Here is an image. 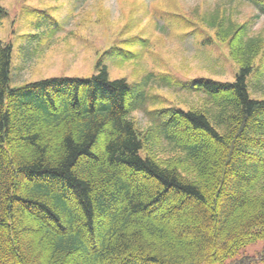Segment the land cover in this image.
Masks as SVG:
<instances>
[{"label":"trees","instance_id":"16d2710c","mask_svg":"<svg viewBox=\"0 0 264 264\" xmlns=\"http://www.w3.org/2000/svg\"><path fill=\"white\" fill-rule=\"evenodd\" d=\"M224 1L264 15V0ZM7 15L0 5V24ZM207 18L199 26L214 39L201 44L226 45L234 82L179 83L155 71L135 87L111 79L105 54L118 67L142 58L133 36L104 53L90 78L12 87L14 48L0 41V264L252 263L236 257L264 240V97L249 83L264 37L228 26L226 15ZM163 87L199 91L204 105L156 106Z\"/></svg>","mask_w":264,"mask_h":264},{"label":"rangeland","instance_id":"374dc122","mask_svg":"<svg viewBox=\"0 0 264 264\" xmlns=\"http://www.w3.org/2000/svg\"><path fill=\"white\" fill-rule=\"evenodd\" d=\"M171 3L176 13L193 20L204 36L189 32L191 29L169 12ZM0 5L8 13L0 24V41L14 48L12 87L54 77L90 78L104 53L133 36L139 40L134 52L142 58L118 67L112 61L114 54H105L111 79L127 78L135 87L145 74L155 71L169 73L179 83L197 77L234 82L238 68L230 60L226 45L213 40L212 46H203L204 37L212 35L214 39V32L200 27V20L205 17L210 22L207 16L214 13L226 15L228 26L248 24L251 36L264 37V15L250 4L237 1L0 0ZM206 61L214 69L205 65ZM263 72L264 54L258 58L249 82L257 98L264 97ZM153 95L160 101L156 106L186 110L203 106L206 99L199 91L170 87L155 89ZM133 118L143 129L150 125L144 112L134 113ZM170 155L169 151L162 154ZM236 258L264 264V240L247 246Z\"/></svg>","mask_w":264,"mask_h":264}]
</instances>
